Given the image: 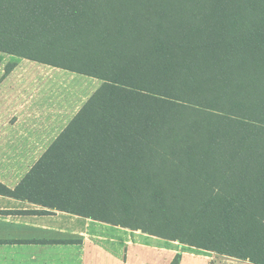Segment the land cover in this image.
Segmentation results:
<instances>
[{"label":"trees","instance_id":"16d2710c","mask_svg":"<svg viewBox=\"0 0 264 264\" xmlns=\"http://www.w3.org/2000/svg\"><path fill=\"white\" fill-rule=\"evenodd\" d=\"M3 55L102 83L45 202L264 264V0H0Z\"/></svg>","mask_w":264,"mask_h":264},{"label":"crops","instance_id":"0c3cea01","mask_svg":"<svg viewBox=\"0 0 264 264\" xmlns=\"http://www.w3.org/2000/svg\"><path fill=\"white\" fill-rule=\"evenodd\" d=\"M75 76L26 59L11 72L0 64V264H172L175 248L45 202V154L101 86L81 79L73 91Z\"/></svg>","mask_w":264,"mask_h":264},{"label":"rangeland","instance_id":"374dc122","mask_svg":"<svg viewBox=\"0 0 264 264\" xmlns=\"http://www.w3.org/2000/svg\"><path fill=\"white\" fill-rule=\"evenodd\" d=\"M22 60V58H13L11 56H7V55H3V64L8 66H13L17 63H19ZM78 75V74H77ZM77 77L74 82V89L73 91L76 89H79L80 85H81V79H84L87 81H90L91 85L94 83V80H92L89 77L86 76H75ZM98 83L100 85H102V83L100 81H98ZM97 83V84H98ZM70 90L67 87H65V93L69 94ZM66 94V95H67ZM126 217V216H125ZM122 219V217H121ZM132 225H134L135 227H144V229H147L148 224L146 221L144 220H140L138 222L133 223ZM129 230L128 234L130 235V240H133V242H140V243H144L145 245H151L152 241H158L159 242V246L163 247V248H175L176 251H178L177 256L181 255V261L180 264L184 263V257H188V258H192L194 259V263L191 262H186L184 264H250L249 262L246 261H242L240 259H236V258H231L229 256L226 255H220L217 254L215 252L212 251H206L203 249H198L196 247H192L191 245L187 244V243H181L180 241L176 240H172L171 238V233H164V234H158L157 235H153L151 233L152 230H150L149 232H145V230L143 229H132V228H126ZM153 230H156V228H152ZM178 235V234H176ZM185 237V236H183ZM186 241L188 240V236L185 237ZM176 256V257H177ZM175 257V258H176ZM169 259L168 257H165L162 259V262L160 264H168Z\"/></svg>","mask_w":264,"mask_h":264}]
</instances>
